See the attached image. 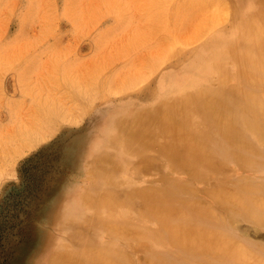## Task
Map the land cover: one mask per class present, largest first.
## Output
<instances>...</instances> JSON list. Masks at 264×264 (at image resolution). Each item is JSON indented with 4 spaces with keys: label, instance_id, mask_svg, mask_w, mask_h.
<instances>
[{
    "label": "rangeland",
    "instance_id": "374dc122",
    "mask_svg": "<svg viewBox=\"0 0 264 264\" xmlns=\"http://www.w3.org/2000/svg\"><path fill=\"white\" fill-rule=\"evenodd\" d=\"M209 4L0 0V264H51L60 252L62 263L65 252L77 264L98 252L112 264H238L261 252L264 166L252 176L207 164L202 177L176 170L168 153L177 146L180 157V140L164 137L155 150L127 143L137 112L170 97L209 149L199 90L233 86L242 55L232 21ZM101 145L118 148L103 149L105 175ZM73 206L78 216L67 221ZM163 206L167 229L151 212ZM185 230V240L171 238Z\"/></svg>",
    "mask_w": 264,
    "mask_h": 264
},
{
    "label": "bare ground",
    "instance_id": "6f19581e",
    "mask_svg": "<svg viewBox=\"0 0 264 264\" xmlns=\"http://www.w3.org/2000/svg\"><path fill=\"white\" fill-rule=\"evenodd\" d=\"M208 8L220 9L218 14L222 20L230 18L233 24L231 26L232 34L235 33L240 45V53H242L237 62L239 70L236 73V82L233 86L216 90H199V103L202 104L204 109L201 121L207 123L205 128L209 131L210 136L208 139L212 142L209 149L200 144L204 139H199L201 138L199 136L200 130L198 124L193 123L195 119L193 114L186 116L184 120H178L176 117L179 114L175 111L177 106L173 103L179 100L175 99L179 97L178 95L175 96V100L170 99V97L164 98L161 103L152 106L150 109L138 111V114L133 118L127 143L140 141L141 139L142 141L145 140L144 144L149 149L155 150L161 147L164 137L170 143L173 141V144L180 140L179 142L183 143L179 148L181 149V153L178 155L180 157H176L177 146L171 148L174 151L169 150L168 153L170 158H174L173 161L177 166L176 170L185 169L191 172L195 169L196 172L203 169V177L208 172L207 164L229 170L231 166H235L233 164H236L240 169L248 171L250 175L257 176L255 174L262 173L264 166V0H210ZM234 60H236V56ZM222 78L226 79V76ZM228 78L230 79V77ZM162 85L165 86V83ZM187 92L190 93L191 91L187 90ZM178 110L181 114H184L186 108L182 107ZM118 120V125H125V117L121 116ZM170 131L171 134H169ZM176 131L179 134L176 135ZM119 133V128L117 132H111V141L117 140L116 135ZM104 147H108L112 154L118 149L113 148L112 150L111 147L113 146L101 145L97 150L98 172L102 175L106 174V165L109 161L106 159ZM127 149L125 150L127 151ZM136 149L138 153H143L146 150L141 145H138ZM186 158L191 159L185 160ZM229 175L233 176L234 173L230 172ZM175 189L178 190L179 186ZM256 201L264 208L263 199ZM167 209V206H163L158 211H151L154 216H158L162 220L165 229L170 226V220L160 212ZM77 216V210L73 206L67 211L66 219L71 221ZM203 218L207 219V216L204 215ZM179 225L181 226L180 222ZM114 227L117 228V231L127 229L124 226L122 228L120 223L114 224ZM188 230L182 231L180 234H171V238L183 241L186 239L184 232ZM128 232H125L124 235ZM168 234L162 236L163 240L167 238ZM75 237L78 236H72V240L75 242L80 244L85 242L83 238L73 239ZM194 238H197L196 234ZM46 239L43 240L42 246L36 254L38 261L43 256L41 252H44L45 248L51 243L48 239L46 242ZM107 249L111 251L110 247H107ZM61 254L62 252L51 254V257H53L51 264H77L75 261L78 254H73L75 260L72 261L68 259L71 255L67 257L68 253L65 252L66 263H62ZM96 254L99 256V259H97L100 262L99 264L113 263L108 254L105 253L100 256L98 252H95L92 256L85 259L81 258L78 264H91V258ZM42 262L40 261L39 264ZM142 263L146 264L144 261ZM238 264H264V248L261 249V252L257 251L253 256L239 258Z\"/></svg>",
    "mask_w": 264,
    "mask_h": 264
}]
</instances>
